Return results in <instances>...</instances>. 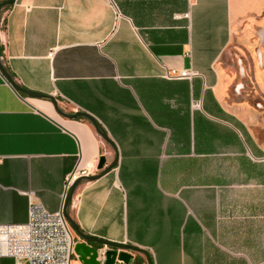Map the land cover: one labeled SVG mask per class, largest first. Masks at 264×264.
Listing matches in <instances>:
<instances>
[{"label": "crops", "instance_id": "obj_1", "mask_svg": "<svg viewBox=\"0 0 264 264\" xmlns=\"http://www.w3.org/2000/svg\"><path fill=\"white\" fill-rule=\"evenodd\" d=\"M229 47L264 101V0H14L0 10V62L14 82L91 115L116 148L115 167L72 195L81 232L145 249L152 264H218V252L219 264H264V111L241 84L231 89ZM164 69L195 74L167 80ZM114 156L87 120L61 117L0 74V225L24 224L29 201L57 212L67 175L96 174ZM131 254L129 264H146Z\"/></svg>", "mask_w": 264, "mask_h": 264}, {"label": "built area", "instance_id": "obj_2", "mask_svg": "<svg viewBox=\"0 0 264 264\" xmlns=\"http://www.w3.org/2000/svg\"><path fill=\"white\" fill-rule=\"evenodd\" d=\"M194 74L191 70L164 69L162 76L167 80H190ZM88 175L92 174L85 169L67 175L64 195L76 178ZM75 240L63 217L62 205L51 213L40 203L29 201L24 224L0 225V258H10L14 264H72Z\"/></svg>", "mask_w": 264, "mask_h": 264}, {"label": "water", "instance_id": "obj_3", "mask_svg": "<svg viewBox=\"0 0 264 264\" xmlns=\"http://www.w3.org/2000/svg\"><path fill=\"white\" fill-rule=\"evenodd\" d=\"M14 0H2L0 1V10L7 6L11 5ZM0 74L3 79L16 91L22 95H26L30 98H44L51 102L55 112L63 118L66 119H76V118H83L87 120L91 126L93 127L95 133L105 142L107 143L114 151L115 156L114 159L106 165L104 157H100L97 162L96 169L99 171L96 174L88 175L85 177H78L76 178L70 185L69 189L64 195L62 201V214L67 222L69 228L73 231L77 239H80L81 242H75L73 247V256L76 258L78 262L81 264H129L132 254L131 253H139L142 254L146 260V264H152L151 257L149 253L140 247H136L130 244H118L112 243L109 241H105L96 237H92L89 235L84 234L81 232L77 225L74 223L72 218L68 215L67 208L70 204L72 195L75 191L77 185L83 181H94L111 169H113L117 163V155H116V148L110 138L108 137L107 133L103 131L97 121L89 114L84 113L82 111H76L73 113H64L62 112L58 105L55 98L51 96H46L40 93H35L32 91L25 90L24 88L17 85L13 78L9 75L6 69L2 66L0 62ZM106 248L105 251L102 252V249ZM102 259V261H101Z\"/></svg>", "mask_w": 264, "mask_h": 264}, {"label": "rangeland", "instance_id": "obj_4", "mask_svg": "<svg viewBox=\"0 0 264 264\" xmlns=\"http://www.w3.org/2000/svg\"><path fill=\"white\" fill-rule=\"evenodd\" d=\"M238 51L234 47H229L227 54L224 56L225 64L230 66V69L235 73V81L231 86L233 90V86L236 84H241V92L243 96H246L247 99H250L252 104H254L258 109L264 111V101L257 96L254 90V85L251 82L249 72H247V67L245 65V61L242 60L243 64V74L239 73V65L238 63ZM217 263H220V254L217 253Z\"/></svg>", "mask_w": 264, "mask_h": 264}, {"label": "trees", "instance_id": "obj_5", "mask_svg": "<svg viewBox=\"0 0 264 264\" xmlns=\"http://www.w3.org/2000/svg\"><path fill=\"white\" fill-rule=\"evenodd\" d=\"M2 1V0H1ZM80 119V118H79Z\"/></svg>", "mask_w": 264, "mask_h": 264}]
</instances>
